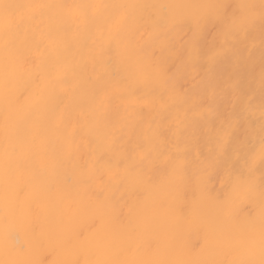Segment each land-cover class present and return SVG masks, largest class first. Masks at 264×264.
<instances>
[{"label": "bare ground", "instance_id": "obj_1", "mask_svg": "<svg viewBox=\"0 0 264 264\" xmlns=\"http://www.w3.org/2000/svg\"><path fill=\"white\" fill-rule=\"evenodd\" d=\"M262 220L264 0H0V264L227 261Z\"/></svg>", "mask_w": 264, "mask_h": 264}, {"label": "snow or ice", "instance_id": "obj_2", "mask_svg": "<svg viewBox=\"0 0 264 264\" xmlns=\"http://www.w3.org/2000/svg\"><path fill=\"white\" fill-rule=\"evenodd\" d=\"M8 8L10 5H4ZM32 7H44L42 5H34ZM69 8L87 9L90 5H71ZM258 247L259 258L256 259V250ZM91 264H170L167 261H127V260H97L91 262ZM207 264H264V220H262L260 228V236L258 244L256 241H252L246 248L238 251L235 257L227 261H211Z\"/></svg>", "mask_w": 264, "mask_h": 264}]
</instances>
